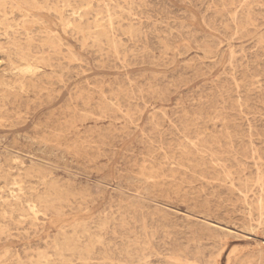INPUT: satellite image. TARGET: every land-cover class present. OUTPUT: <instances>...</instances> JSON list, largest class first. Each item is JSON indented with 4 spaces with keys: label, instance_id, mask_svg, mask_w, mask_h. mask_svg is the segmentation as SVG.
Instances as JSON below:
<instances>
[{
    "label": "rangeland",
    "instance_id": "obj_1",
    "mask_svg": "<svg viewBox=\"0 0 264 264\" xmlns=\"http://www.w3.org/2000/svg\"><path fill=\"white\" fill-rule=\"evenodd\" d=\"M0 264H264V0H0Z\"/></svg>",
    "mask_w": 264,
    "mask_h": 264
},
{
    "label": "bare ground",
    "instance_id": "obj_2",
    "mask_svg": "<svg viewBox=\"0 0 264 264\" xmlns=\"http://www.w3.org/2000/svg\"><path fill=\"white\" fill-rule=\"evenodd\" d=\"M86 3H87L86 5H88V6L90 5V2H89V1H87ZM82 7H83V6H82ZM79 11H80V8H74V9H72V10H71V14H72V16L77 17V18H80V17H81V13H80ZM82 15H83V14H82ZM60 18H61V17H60ZM60 18H59V19H60ZM108 21H110V20H107V22H108ZM79 22H80V21H79ZM110 22H111V21H110ZM94 23H95V22H94ZM67 24H70V21L67 20ZM103 24H104V23H103ZM93 25H94V24H93ZM108 25H109V22H108ZM108 25H107V26H108ZM110 25H111V24H110ZM110 25H109V26H110ZM79 26H80V25H79ZM94 27H95V26H94ZM96 28H97V27H96ZM100 28H101V29L98 30L97 34H99V36H104V37H106L107 34H106L105 27L101 26ZM110 29H111V28H110ZM95 34H96V33H95ZM106 38H107V37H106ZM106 38H105V39H106ZM113 47H114V45H113ZM25 60H26V59H25ZM18 79H19V78H18ZM17 163H18V162H17ZM8 193H9V192H8ZM10 197H11V196H10ZM259 201H260V199H259ZM259 201H258V202H259ZM260 203H261V202H260ZM258 206H259V205H258ZM30 209H32V207H30Z\"/></svg>",
    "mask_w": 264,
    "mask_h": 264
}]
</instances>
